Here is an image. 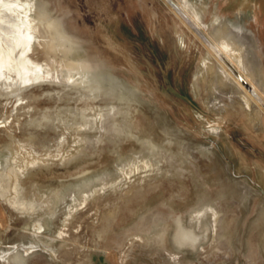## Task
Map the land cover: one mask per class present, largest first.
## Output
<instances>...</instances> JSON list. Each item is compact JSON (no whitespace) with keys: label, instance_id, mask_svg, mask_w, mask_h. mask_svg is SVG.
Instances as JSON below:
<instances>
[{"label":"rangeland","instance_id":"obj_1","mask_svg":"<svg viewBox=\"0 0 264 264\" xmlns=\"http://www.w3.org/2000/svg\"><path fill=\"white\" fill-rule=\"evenodd\" d=\"M0 264H264V0H0Z\"/></svg>","mask_w":264,"mask_h":264},{"label":"bare ground","instance_id":"obj_2","mask_svg":"<svg viewBox=\"0 0 264 264\" xmlns=\"http://www.w3.org/2000/svg\"><path fill=\"white\" fill-rule=\"evenodd\" d=\"M175 1V0H174ZM180 5V4H179ZM177 6V5H176ZM180 7V6H179ZM181 9V8H180ZM185 9V8H184ZM185 11H187V9L185 10ZM184 14V13H183ZM188 14V13H187ZM185 16V15H184ZM188 16V15H187ZM192 16V15H191ZM186 17V16H185ZM189 18V17H188ZM193 21V20H192ZM196 22V20H194V23ZM220 23H221V21H220ZM219 23V24H220ZM199 24V23H198ZM216 24V23H215ZM195 27V26H194ZM198 27V26H197ZM197 30V29H196ZM199 30V29H198ZM201 30V29H200ZM219 30V29H218ZM201 33V32H200ZM198 34V33H197ZM201 34H203V33H201ZM223 36V35H222ZM206 37V36H205ZM219 37V36H218ZM224 38V37H223ZM210 39V38H209ZM218 39V38H217ZM207 40V39H206ZM230 40V39H229ZM210 41V40H209ZM226 42V41H225ZM224 42V43H225ZM233 42V41H232ZM214 43V42H213ZM212 43V44H213ZM223 43V44H224ZM232 44V43H231ZM237 44V43H236ZM214 45V44H213ZM217 45V44H216ZM215 46V45H214ZM231 47V46H230ZM232 48H233V46H232ZM222 49H224V48H222ZM215 50V49H214ZM220 50V49H219ZM222 52H223V50H222ZM226 53V52H225ZM228 53H229V51H228ZM237 53V52H236ZM224 55V54H223ZM227 55V54H226ZM238 55V54H237ZM226 57V56H225ZM228 57H231V56H228ZM235 57H236V55H235ZM234 58V57H233ZM230 60H231V58H229ZM228 58H226V60H229ZM226 60H223V62H224V66L228 69V71L232 74V78H233V80L234 81H238L248 92H249V94L252 96V97H254V94H256V92L255 91H257V90H255L253 87H252V83H248V81H247V78H246V76H244V74H242V72H240V70H239V68H236L237 67V65H236V67H234L233 66V64H231V62L229 63V62H227ZM236 62V61H235ZM239 63V62H238ZM235 64V63H234ZM246 75V74H245ZM247 76H248V74H247ZM242 81H244L247 85H248V88H246V86L243 84V82ZM250 82V81H249ZM251 84V85H250Z\"/></svg>","mask_w":264,"mask_h":264},{"label":"water","instance_id":"obj_3","mask_svg":"<svg viewBox=\"0 0 264 264\" xmlns=\"http://www.w3.org/2000/svg\"><path fill=\"white\" fill-rule=\"evenodd\" d=\"M242 82L246 86V88H248V85L244 81H242ZM254 98H256L258 101H260V99L258 98L257 94H254Z\"/></svg>","mask_w":264,"mask_h":264}]
</instances>
